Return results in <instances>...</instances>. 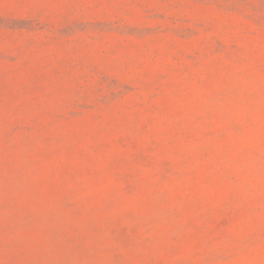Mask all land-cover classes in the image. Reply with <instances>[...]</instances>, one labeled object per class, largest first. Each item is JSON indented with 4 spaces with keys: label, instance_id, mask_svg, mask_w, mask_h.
Listing matches in <instances>:
<instances>
[{
    "label": "rangeland",
    "instance_id": "374dc122",
    "mask_svg": "<svg viewBox=\"0 0 264 264\" xmlns=\"http://www.w3.org/2000/svg\"><path fill=\"white\" fill-rule=\"evenodd\" d=\"M0 264H264V0H0Z\"/></svg>",
    "mask_w": 264,
    "mask_h": 264
}]
</instances>
